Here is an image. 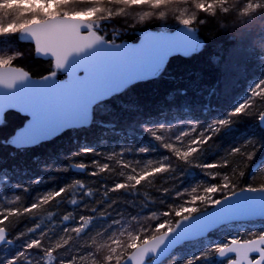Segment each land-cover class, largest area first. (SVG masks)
<instances>
[{
    "label": "snow or ice",
    "instance_id": "snow-or-ice-1",
    "mask_svg": "<svg viewBox=\"0 0 264 264\" xmlns=\"http://www.w3.org/2000/svg\"><path fill=\"white\" fill-rule=\"evenodd\" d=\"M201 13L214 18L232 16L245 25L258 19L264 22V0H0V52L4 53L0 55V127L9 109L30 117L25 127L2 141L14 149L10 155L64 129L90 127L94 106L137 81L158 76L171 53L199 50L202 44L196 25L207 23ZM169 16L178 25L174 35L145 30L139 47L117 43L121 30L114 21L127 23L134 17L143 24ZM13 38L32 44L37 56L50 59L48 74L33 79L13 64L25 56L14 48ZM246 48L250 55L255 53L254 48ZM256 59L262 75L248 83L244 95L230 108L207 120L187 106L179 120L169 119L161 110L129 126L133 133L139 129L145 142L103 153L84 144L70 154L68 165H42L43 170L101 176L100 186L94 189L89 182L72 178L66 185H54L35 195L28 206L0 207V264H264V226L244 238L237 233L222 242L203 243L212 229L264 218V182L255 181L257 174L264 176V157L252 165L249 183L240 186L237 179L245 177L248 162L264 149V51ZM61 73L66 80L58 79ZM213 95L210 92L209 98ZM201 111L206 116L215 109L205 104ZM241 117L255 118L250 134L230 144L214 162H206L217 137L235 138ZM160 149L159 156H149ZM79 155L102 160L86 163L75 159ZM225 168L229 171H220ZM192 169H199L200 176L209 181L219 178L218 182L197 179ZM11 174L0 170V205L5 200L16 203L20 199L17 190L29 192V185L46 182L39 177L25 185L11 183ZM108 179H113L111 186ZM160 181L172 183L164 187ZM145 186L155 188L160 197L150 198ZM54 201L56 208L71 206L55 222V213L48 208ZM25 216L36 222L12 234L10 226ZM196 243L200 250L183 259L174 251Z\"/></svg>",
    "mask_w": 264,
    "mask_h": 264
},
{
    "label": "trees",
    "instance_id": "trees-1",
    "mask_svg": "<svg viewBox=\"0 0 264 264\" xmlns=\"http://www.w3.org/2000/svg\"><path fill=\"white\" fill-rule=\"evenodd\" d=\"M200 15L207 20L205 24L196 25L197 29H199L200 37L205 41L204 49L198 54L172 58L166 69L157 78L138 83L118 96H114L97 105L93 111L94 119L90 127L67 130L58 137L16 152L15 156H12L10 153L14 149L5 147L2 141L13 136L23 126L26 119L18 113L8 112L4 117L6 123L0 127V170L8 169L12 173L11 183L25 185L34 178L39 177H43L46 182L29 185V192L17 190L16 194L19 195L20 199L14 204H8L7 200H5L0 207L28 206L35 195L52 189L54 185L57 187L66 185L72 178L89 182L94 189L98 188L101 176L91 177L85 173H74L72 171L54 172L43 170L42 165H68L71 162L69 159L70 154L76 152L84 144L92 146L103 153L113 149L120 151L122 146L145 142L146 138L141 137L139 129L133 133L129 126L133 125L134 122L138 123L147 116L155 117L161 110L165 111L169 119L175 118L179 120L184 114V107L187 106L195 116L207 120L211 116L227 110L242 97L248 83L262 75L260 63L256 56L261 51H264V22L258 19L251 24L245 25L232 16H217L214 18L211 16L205 17L203 13ZM166 20L150 19L143 24H139L136 23L134 17H129L127 23L123 20H117L114 23L117 24L123 33L128 31L127 34L122 36V40L119 41L135 42L138 40V34L141 31H173L178 27L177 22L173 18ZM134 23L135 27H130ZM110 37L111 35H109ZM13 39L18 46L26 45L16 38ZM246 46L254 48L255 53L250 55ZM13 64L23 67L35 77L48 74L52 67L51 61L38 59L35 54L27 64H18L16 62H13ZM58 77L60 78L61 76L58 74ZM180 92H184L186 95L182 96ZM210 92L215 93L211 98H209ZM205 104H210L215 111L209 112L206 116L202 115L201 110ZM168 108H171L170 112L167 111ZM100 121L115 125V128L101 127ZM255 122L254 117L247 119L241 117L240 123L236 125L235 138L224 137L223 134L217 137L216 148L207 153L206 162H214L230 144L242 141L244 134H250L249 129ZM0 123H3V121ZM162 152L163 150L160 149L156 153H150L149 156H159ZM262 157H264V149L256 154L253 161L248 162L249 168L245 170V177L242 179L237 178L240 186L250 182L248 173L253 171L252 165H255ZM125 158L127 159L128 157L126 156ZM139 158L141 160L145 159L143 156ZM75 159L87 163L93 159L102 160V157L79 155ZM233 159L238 161L242 158L235 157ZM113 166L116 167L114 162ZM14 169L19 171H14ZM91 170L93 169L88 168L86 171ZM220 171L228 172L229 169L225 168ZM192 172L196 174L197 179H203L210 183H217L219 179L209 181L207 177L200 176L199 169H192ZM107 175V173L102 174V176ZM255 181L257 184L264 182V176L257 174ZM190 182V179L185 181V183ZM106 183L111 186L113 179L106 180ZM171 183L163 184V181H160V184L164 187H169ZM145 187L150 198L160 197V193L155 188ZM178 187L183 188L184 184H178ZM3 191L9 192V198H12L11 190L7 186H4ZM111 195L120 196L122 193H111ZM217 196H219V193H217ZM48 208L55 213L54 222L59 221L63 214L71 210V206L68 204L56 208L55 201ZM76 214L79 215L80 213L77 212ZM84 214L88 213L85 212ZM46 216L47 212L44 213V217ZM35 222L26 216L21 217L19 222L10 226L11 233L26 231V227L32 226ZM45 223L50 225L51 222L45 220ZM261 226H264V223L225 226L213 232L203 243L222 242L237 233H240L241 237L244 238L247 237L248 232L256 231ZM200 248L201 245L199 243L194 245L186 244L175 252L180 253L181 259H183L186 256L197 253ZM196 264H203V262L198 261Z\"/></svg>",
    "mask_w": 264,
    "mask_h": 264
},
{
    "label": "water",
    "instance_id": "water-1",
    "mask_svg": "<svg viewBox=\"0 0 264 264\" xmlns=\"http://www.w3.org/2000/svg\"><path fill=\"white\" fill-rule=\"evenodd\" d=\"M175 30H176V29H175ZM175 30H173V31H153V30H147V31H150V32H152L153 34L166 33V34H168V35H174V34H175ZM145 34H146V31H141V32L138 34V40L135 41V42L126 41V42H117V43H123V44L127 45L128 47H139V46L142 44V42H143V38H144V35H145ZM197 38L201 41V44H202V46H201V48H200L199 50H197L196 52L189 53V54H184L183 52H175V53H171V54L166 58V60H165V64H164V67H163L162 71L158 74V76H159L160 74L163 73V71L166 69L168 63L170 62V60H171L172 58H174V57H178V56L184 57V56H188V55H194V54H198L199 52H201V51L204 49V47H205V41L200 37L199 29H198V32H197ZM21 42H22V41H21ZM22 43H24V44H28V45H31V46L33 47V45L30 44V43H27V42H22ZM33 51H34V50H33ZM34 54H35V52H34ZM35 56H36V58H38V59H41V60H44V61H50L49 58L41 57V56H37L36 54H35ZM25 70H26V69H25ZM26 71H27V70H26ZM29 74L32 76L33 79H39V78H40V77H35V76H33L31 73H29ZM59 75H60V76H63L65 80L67 79V77H66L65 74L61 73V74H59ZM158 76L153 77V78H149V79H146V80H142V81H137V82L133 83L132 85H129L128 88H130V87H132V86H134V85H136V84H138V83H143V82H146V81H148V80L155 79V78H157ZM58 79H59V77H58ZM128 88H127V89H128ZM110 98H112V97H109L108 99H110ZM108 99H106V100H108ZM106 100H105V101H106ZM96 106H97V105H96ZM96 106H94V108H95ZM8 112H15V113H18V114H20L22 117H24V118L26 119V121H25V123L23 124V126L20 127L17 131H19L20 129H22L23 127H25V125H26V124L28 123V121L30 120V117H29V116H27V115H25V114H23V113H20L19 111L15 110V109H9V110H7V111L4 113V117H5V115H6ZM0 122H2V121H0ZM67 130H70V129H64V130H62V132L57 133V134H55L54 136L48 138L46 141L51 140V139H53V138H55V137H58V136L61 135L62 133L66 132ZM17 131H16V132H17ZM16 132H15V133H16ZM15 133H14V134H15ZM46 141H45V142H46ZM42 143H44V142H41V143H39L38 145H40V144H42ZM35 146H37V145H35ZM31 147H33V146H31ZM210 211H211V209H210ZM258 220H264V218L257 217V218H255V219L252 220V221H258ZM248 222H251V221H248V220H240V221L233 222V223H231V224L248 223ZM228 225H229V224H228ZM225 226H226V225H225ZM219 228H221V227H219ZM219 228H215V229L210 230L206 235L208 236L210 233H212L213 231H215V230H217V229H219ZM180 247H181V246H177V249L180 248ZM175 250H176V249H175ZM175 250H174V251H175ZM253 256H255V254H253Z\"/></svg>",
    "mask_w": 264,
    "mask_h": 264
},
{
    "label": "rangeland",
    "instance_id": "rangeland-1",
    "mask_svg": "<svg viewBox=\"0 0 264 264\" xmlns=\"http://www.w3.org/2000/svg\"><path fill=\"white\" fill-rule=\"evenodd\" d=\"M171 18L172 17L169 16L168 19H171ZM166 21H168V20H166ZM125 34H127V32H124L123 34L121 33V36L119 37L117 42H126V41H119V40H122V36H124ZM109 35H111L110 32H109ZM14 48L19 49L20 51H23L25 53V56L22 59L14 61L18 64H27L31 61V59L34 56V51H33V48L31 47V45L26 44L25 46H18L17 44H14ZM12 51H13L12 49H9L7 54L11 55ZM3 54H4L3 52H0V55H3ZM81 264H83V263L81 262Z\"/></svg>",
    "mask_w": 264,
    "mask_h": 264
},
{
    "label": "bare ground",
    "instance_id": "bare-ground-1",
    "mask_svg": "<svg viewBox=\"0 0 264 264\" xmlns=\"http://www.w3.org/2000/svg\"><path fill=\"white\" fill-rule=\"evenodd\" d=\"M253 223H264V220H258V221H251V222H248V223H239V224H253ZM229 225H238V224H229ZM229 225H226V226H229ZM223 227H225V226H223ZM222 228V227H221ZM220 229V228H219ZM218 230V229H217ZM216 231V230H215ZM215 231H213V232H215ZM212 232V233H213ZM212 233H210L207 237H209ZM182 247V246H181ZM177 250V249H176ZM175 250V251H176Z\"/></svg>",
    "mask_w": 264,
    "mask_h": 264
},
{
    "label": "flooded vegetation",
    "instance_id": "flooded-vegetation-1",
    "mask_svg": "<svg viewBox=\"0 0 264 264\" xmlns=\"http://www.w3.org/2000/svg\"><path fill=\"white\" fill-rule=\"evenodd\" d=\"M110 33H111V31H109ZM127 33H128V31H126ZM121 33H123L122 31H121Z\"/></svg>",
    "mask_w": 264,
    "mask_h": 264
}]
</instances>
